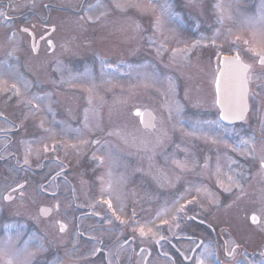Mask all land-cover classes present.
Returning <instances> with one entry per match:
<instances>
[{
  "label": "rangeland",
  "instance_id": "obj_1",
  "mask_svg": "<svg viewBox=\"0 0 264 264\" xmlns=\"http://www.w3.org/2000/svg\"><path fill=\"white\" fill-rule=\"evenodd\" d=\"M42 1H45V6L48 2L47 12L50 13L51 20L60 13L52 10L51 5H66L80 9L85 22H79L81 18L66 12L62 16L65 29L62 36L58 38L59 44L55 53L49 58L45 56L46 61L27 66L25 69L27 78L20 72L23 68H21L20 59L18 60V70L15 69L19 74L16 80L18 89L16 93H11L7 86L12 81L13 67L7 71L10 74H2L3 69L0 67V85L3 87H0V102L12 104L15 100L19 107L22 106L17 109L16 117L20 123L17 130L29 135L35 127L45 128V137L38 140L28 138L23 141L22 135L8 136L0 140L1 147L11 138L21 139L17 143V150L14 147L10 149L9 145L2 153V156L16 153L19 166L13 173L5 166L0 168V201L3 204L0 203V247L4 246L10 238L9 258L17 249L24 247L26 241L20 236L22 231L16 229V224L24 222L27 223L25 227L26 233L30 235L29 239L35 236L40 241H35L34 244L28 239L29 249L33 255L28 257L26 264H43L44 261L45 264H66V262L96 264V259L91 258L95 245L89 247L83 244L85 248L83 246L66 247L64 237L54 229V222L45 221L43 223L45 226L38 224V221L42 220L35 214V208L37 204L51 202L52 196L65 200L63 206L67 212H62L63 216L66 215L65 217L70 219L73 212L69 185L58 178L54 179L55 176L45 184V181L58 170L59 164L53 158L45 163L42 161L43 158L45 157L47 161L53 156L59 157L61 153L66 152L74 156L87 154L89 149L87 143L82 142L84 138L82 133H86L88 127L92 126L93 130L96 128L102 130L105 125H108L107 121L112 120L114 116H119L123 109L146 106L153 109L156 114V121L161 131V135L157 137H160L161 141L146 137L149 144H146L145 148L167 150L161 158L162 165L172 166V160L175 161V157L171 158V156L177 150L184 151L195 147L193 144L190 145L191 138L201 140L212 132L210 125L203 124V120L209 114L206 111L202 113L201 110L210 111L214 101V90L209 83V78L213 77L211 71L214 68L209 63L206 66L205 64L198 66L196 61L188 64V55L194 48L192 46L197 45L204 53H207V50L212 51L209 53L213 54L212 59H215L218 53L232 49V42L237 36L251 40L261 37L258 26L250 27L245 20L258 15L264 8V0H222L226 13L231 17V19H225L223 25L217 22L219 11L215 8L220 0H35L36 10H39L37 4ZM139 2L144 4L143 8L132 6ZM98 4H102L103 7H98ZM117 4H121L122 7H116ZM192 6L193 13L190 14L189 8ZM177 9L182 14L173 13ZM186 14L187 21L193 18V14H196L198 18L200 15V18L205 19V25L209 26L210 35L218 38L208 43L202 39L197 43L190 41L189 37L194 39L201 36L198 35L201 26L196 24V19H192L189 26L186 25L183 19ZM89 17L92 19L89 20ZM77 23L81 27L75 30V34L73 31ZM139 31L143 33L140 34ZM254 31L257 32L255 37ZM5 46L4 48L7 49L8 46ZM177 49L188 50L187 58L177 53ZM57 55L58 60H56ZM49 60L55 63L54 67L52 66L55 71L49 67ZM58 72L63 76L59 81L56 79ZM5 79L7 83H3ZM52 86L64 87L54 92ZM76 90L79 92L76 93ZM36 102H41L45 109L40 108L41 106ZM105 104L108 106L103 126L93 125L99 118V114L89 108L93 105ZM30 105H35L36 108L26 109L27 112L22 114V110H25L22 108ZM188 119L197 120L193 122L194 125L201 122L202 126L197 125L196 137L191 136L192 127H186ZM176 122L179 123L178 127ZM175 131H177L178 143L171 147L169 144ZM119 132L123 133L122 136L118 135ZM119 132L111 129L105 138L113 139L116 144H121L129 133ZM59 134L62 136H58ZM115 148L119 147L115 146ZM98 149L94 151L98 153ZM110 150L112 149L109 147L106 149V151ZM25 160L28 161L27 166L22 165ZM186 160V156L182 158V161L180 159L177 161L176 157L178 165L182 166V174L177 178L181 183L173 190L172 200L176 206L175 210L182 215L192 213L196 207L202 206L200 201L188 199L187 195L190 193L186 187V183L189 182L186 175ZM6 162L10 164L9 160ZM23 180L27 181L24 188L27 193L25 200H27H16L13 207L15 211H12L11 207L8 208L9 206L1 200L2 195L13 184ZM52 192L54 194L50 196L49 193ZM93 192L91 191L90 195ZM75 193L77 198L81 196L87 201L88 191L84 190L83 193V190L77 192L75 190ZM103 193L106 192L103 191ZM170 204L171 200L169 203L158 206L163 209ZM146 209L152 211L154 218L155 211L159 214L157 209L151 210L148 204ZM6 225L15 227L9 229L5 227ZM147 225H149L148 222H146ZM153 228L163 230L168 228V223L159 220ZM41 237L44 238L45 255L44 245L42 249L38 247ZM144 240L150 241L147 238ZM0 264H4L3 257H0Z\"/></svg>",
  "mask_w": 264,
  "mask_h": 264
},
{
  "label": "flooded vegetation",
  "instance_id": "obj_2",
  "mask_svg": "<svg viewBox=\"0 0 264 264\" xmlns=\"http://www.w3.org/2000/svg\"><path fill=\"white\" fill-rule=\"evenodd\" d=\"M9 1H0V7L3 3L7 11L3 16L7 20L6 29L13 44L12 63L16 64L18 37L24 39L28 51L36 52V55L43 56L49 52L47 41L50 39L55 50L58 38L64 32V21L45 20L30 8L18 13V0ZM45 34L48 35L45 37ZM261 39L247 40L258 43ZM241 46L239 49H243ZM228 54L233 56L235 51ZM241 56L245 63H255L252 54L241 51ZM218 70L219 66L214 72ZM255 70L260 71L258 66ZM209 83L213 87L214 78H209ZM256 83L253 81L250 88L260 95H250L245 119L231 124L220 121L213 88L211 110H201L209 114L203 124L210 125L212 132L204 139H192L191 136L198 135V126L202 125L200 121L194 125L193 122L197 120L191 119L187 126L193 129L190 145L195 147L181 150L182 154L177 150L172 155L175 157L172 166L162 165L161 158L167 150L145 148L149 144L146 137L161 141L157 137L161 135L158 123L153 129H147L141 124L139 116L129 114L128 110L121 117L107 121V133L115 129L129 135L121 144L106 139L107 133L92 141L93 149L100 146L94 156L102 159V164L86 153L81 156L70 155L61 161L63 167L57 175L63 182L73 183L65 174L61 175L71 164L76 172V187L80 186V190L88 193L91 189L95 190L96 196H85L87 201L81 196L71 197L74 214L70 219L59 214L60 219L68 224L67 230L60 235L67 236L65 241L74 243L75 247L95 245L92 258L99 259L96 264H196L202 255H205L206 264H215V259L221 264H264V255H261L264 252V173L258 163L260 157L264 156V91L257 88ZM88 130L82 136L94 135L92 126ZM119 133L122 136L123 133ZM0 135L11 136L7 133ZM176 136L173 134L171 147L178 143ZM251 137H255V140L250 141ZM96 140L100 143H95ZM242 140L250 142L245 145L241 143ZM108 147L112 150L106 151ZM184 156L187 159L188 199L198 200L202 206L196 207L195 213H189L180 222L177 211L174 215L172 211L169 212L167 216L170 217L171 228H146V218L149 217L151 221L154 217L152 211L146 209L147 204L153 211L158 205L169 203L170 200V206H175L172 202L173 190L179 184L177 178L182 173V168L176 163ZM233 181H238L240 187ZM104 200L111 201L112 207H105ZM59 215H52L49 220L55 222ZM159 217L155 211L154 219ZM253 217H256V222H253ZM39 219L42 220L41 225L45 226V219ZM141 229L147 235L142 236ZM147 236L156 239L146 246L144 239ZM198 244L201 245L199 248L196 247ZM205 249L210 255L205 254ZM229 250L234 252L233 257L228 256Z\"/></svg>",
  "mask_w": 264,
  "mask_h": 264
},
{
  "label": "snow or ice",
  "instance_id": "obj_3",
  "mask_svg": "<svg viewBox=\"0 0 264 264\" xmlns=\"http://www.w3.org/2000/svg\"><path fill=\"white\" fill-rule=\"evenodd\" d=\"M98 7H103L102 4H98ZM133 7L137 8H143L144 4L142 2L136 3L132 5ZM92 7L91 5L89 6ZM116 7H122L121 4H117ZM215 8L218 9L219 15L217 17V22L220 25L224 24L225 19H231V17L226 13V10L224 8V5L222 3V0L218 2L215 5ZM167 10V9H166ZM89 20L92 18L89 17ZM99 19V17H97ZM245 23L250 27H257L258 26V32L261 36V41L256 43L254 41H249L247 39H243L241 36H237L235 40L232 42V49L235 51V55L232 57H225L223 60V64L226 66L229 75H230V83L233 85L232 88H230V97H229V103L227 106H225L222 109L221 112V118L224 120H230V119H245V114L249 108L248 104V97L250 95L252 96H259V92H253L250 88V85L253 83V81H256V87L261 89V91H264V8L260 10L258 15L254 17H248L245 20ZM139 27V25H137ZM24 31H27L25 29ZM219 35V32L217 33ZM229 34H231V30L229 29ZM257 35V32H253V36L255 37ZM214 43V41H213ZM243 44L245 47L243 49H239V45ZM196 45H193L195 47ZM36 45H33V48H35ZM187 51L185 49H177L176 52L183 54L184 58H187ZM241 51H246V53L252 54V59L255 61V63H245L241 56ZM219 59V58H218ZM259 67L260 71L257 72L255 69L256 67ZM9 68L11 69L12 66L10 65ZM13 72H15L14 69H12ZM223 70L221 71V75H223ZM17 77H19V74L16 73ZM3 83H7V81H3ZM13 92H17L18 89L16 88V85L13 84L11 89ZM220 91L219 87V80H217V92ZM137 116H141L142 114L140 112L136 113ZM255 137H251L250 141H254ZM249 140H242L241 143L247 145ZM95 143L99 144L100 141L96 140ZM235 151V149H234ZM254 151V148H253ZM262 151H264V147H262ZM93 159L99 160V162L102 164L103 160L99 157H93ZM28 161L25 160V163ZM233 163H236V161H233ZM259 167L261 169V172L264 173V156H261L259 161ZM230 180H232L231 177H229ZM237 187H240V184L238 181H233ZM20 187H23V185H20ZM12 191H16V189H12ZM5 199L7 200H13L14 197L11 193H9ZM108 205L109 208L112 207L111 201H104ZM183 209H181L182 211ZM135 215V213H133ZM253 222H256V217H253ZM121 223H125L124 221H121ZM6 228L11 229L12 227H15L14 225H6ZM61 231H64V226H61ZM140 234L142 236L147 235V233L141 229ZM163 238V237H161ZM37 238L35 236L30 238V241H36ZM158 242V241H157ZM9 245H10V238L9 241L5 243L4 246L0 247V257L4 258V264H26V261L28 260V257L32 256L33 253L29 249V242L26 241L25 245L22 249H17L15 254L9 258ZM201 245H197L196 247L199 248ZM39 248H43V244H38ZM205 254L210 255L207 252V249H205ZM261 255H264V252L261 253ZM229 257L234 256V252L229 250L228 252ZM185 259H188V257H185ZM196 264H206L205 255H202L201 258L196 260ZM240 264V262H238Z\"/></svg>",
  "mask_w": 264,
  "mask_h": 264
},
{
  "label": "water",
  "instance_id": "obj_4",
  "mask_svg": "<svg viewBox=\"0 0 264 264\" xmlns=\"http://www.w3.org/2000/svg\"><path fill=\"white\" fill-rule=\"evenodd\" d=\"M223 68V72L224 74L221 75V71L218 73L217 75V79H216V90H217V80H219V87H220V91L217 92V96H218V105L222 109L228 105L229 103V97H230V88L233 87V85L230 83V75L229 72L226 68V66L223 64L222 65ZM142 117L146 119L144 123L145 126H152V121H153V115L149 110H145L142 112ZM231 120H239V119H231ZM40 213L43 216H48L51 213V208L48 206H43L40 208ZM61 228V226H60Z\"/></svg>",
  "mask_w": 264,
  "mask_h": 264
}]
</instances>
